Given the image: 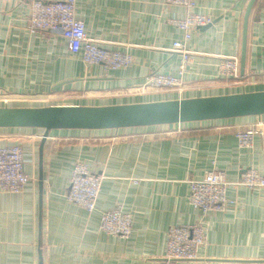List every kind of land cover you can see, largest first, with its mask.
I'll return each instance as SVG.
<instances>
[{"label": "crops", "instance_id": "1", "mask_svg": "<svg viewBox=\"0 0 264 264\" xmlns=\"http://www.w3.org/2000/svg\"><path fill=\"white\" fill-rule=\"evenodd\" d=\"M34 0H2L0 13V108L104 107L264 92V0H256L247 27L243 86L231 87L221 61L241 56L243 17L249 0H198L212 19L186 44L190 61L179 94L138 88L151 72L177 77L181 56L170 51L181 33L171 24L183 10L164 0H75L77 17L99 46L130 54L119 70L87 66L72 57L61 33L25 31ZM45 3L62 0H38ZM2 99H7L4 105ZM264 123V115L118 130H57L45 140L39 197L41 129H0V148L18 145L29 181L22 193H0V264H157L166 233L203 221L207 244L195 261L179 264H264V189L230 185L222 214L202 216L188 203V181L212 169L236 183L246 169L264 175V135L250 149L236 133ZM76 161L101 177L89 214L65 199ZM132 216L126 240L100 229L105 211Z\"/></svg>", "mask_w": 264, "mask_h": 264}, {"label": "built area", "instance_id": "2", "mask_svg": "<svg viewBox=\"0 0 264 264\" xmlns=\"http://www.w3.org/2000/svg\"><path fill=\"white\" fill-rule=\"evenodd\" d=\"M0 0V13L2 9ZM13 1V0H7ZM167 6L179 7L183 10L182 19H172L171 24L181 33V40L175 41L170 49L181 56L178 76H170L159 71L148 74L145 82L136 91L145 93L184 91L182 76L192 54L186 44L198 29L208 26L212 19L198 13V0H164ZM25 31L34 35H46L60 32L67 43L72 57L79 58L87 66H101L104 70L126 69L135 63L134 58L118 50L99 46L87 37L84 23L77 17L75 0L52 2L31 1L26 19ZM219 72L231 87L243 86L240 73V60L236 57L225 59L219 64ZM4 105L7 99H2ZM264 135V123L254 124L244 132L236 133L238 147L250 149L256 136ZM25 153L18 145L0 148V193L17 195L22 193L29 181L24 171ZM230 185L244 187L249 190L264 189V175L255 169H246L236 183H228L222 170L212 169L199 180L188 181V203L202 216L225 213L232 205L227 197ZM101 191V177L92 173L81 161L73 165L65 199L85 212H94ZM100 229L109 236L128 239L132 231V216L118 208L105 211L100 217ZM208 229L203 221L193 225H178L168 229L164 256L157 264H179L184 261H195L207 244Z\"/></svg>", "mask_w": 264, "mask_h": 264}, {"label": "water", "instance_id": "3", "mask_svg": "<svg viewBox=\"0 0 264 264\" xmlns=\"http://www.w3.org/2000/svg\"><path fill=\"white\" fill-rule=\"evenodd\" d=\"M256 0H249L243 17L240 73L244 74L247 27ZM210 25L200 29L206 30ZM264 115V92L240 93L153 103L104 107L50 106L0 108V129H41L39 197L42 193V154L45 140L57 130H118Z\"/></svg>", "mask_w": 264, "mask_h": 264}]
</instances>
